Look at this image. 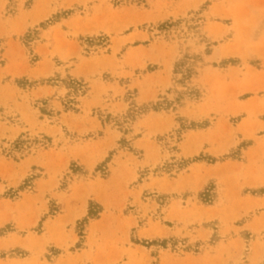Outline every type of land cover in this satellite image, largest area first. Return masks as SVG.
<instances>
[{
  "label": "rangeland",
  "instance_id": "374dc122",
  "mask_svg": "<svg viewBox=\"0 0 264 264\" xmlns=\"http://www.w3.org/2000/svg\"><path fill=\"white\" fill-rule=\"evenodd\" d=\"M262 190L264 0H0V264H264Z\"/></svg>",
  "mask_w": 264,
  "mask_h": 264
},
{
  "label": "trees",
  "instance_id": "16d2710c",
  "mask_svg": "<svg viewBox=\"0 0 264 264\" xmlns=\"http://www.w3.org/2000/svg\"><path fill=\"white\" fill-rule=\"evenodd\" d=\"M189 60V57L185 58L184 60H181L178 62L175 66V73L176 75H181V78L178 79L179 84H184L189 78L191 77V74L193 73V69L190 67H187V62ZM264 192V190H262ZM89 216L88 219L84 220L83 223H80V231L84 230L85 225L89 222V220H95L98 219L101 214L104 211V207L97 201L93 202L91 201L89 203Z\"/></svg>",
  "mask_w": 264,
  "mask_h": 264
},
{
  "label": "clouds",
  "instance_id": "9594fccd",
  "mask_svg": "<svg viewBox=\"0 0 264 264\" xmlns=\"http://www.w3.org/2000/svg\"><path fill=\"white\" fill-rule=\"evenodd\" d=\"M249 47H259L258 45H249Z\"/></svg>",
  "mask_w": 264,
  "mask_h": 264
}]
</instances>
